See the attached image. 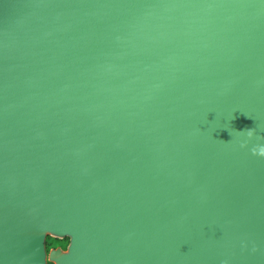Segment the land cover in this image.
<instances>
[{
	"label": "water",
	"instance_id": "water-1",
	"mask_svg": "<svg viewBox=\"0 0 264 264\" xmlns=\"http://www.w3.org/2000/svg\"><path fill=\"white\" fill-rule=\"evenodd\" d=\"M47 260L264 264V0H0V264Z\"/></svg>",
	"mask_w": 264,
	"mask_h": 264
},
{
	"label": "flooded vegetation",
	"instance_id": "flooded-vegetation-1",
	"mask_svg": "<svg viewBox=\"0 0 264 264\" xmlns=\"http://www.w3.org/2000/svg\"><path fill=\"white\" fill-rule=\"evenodd\" d=\"M55 237H58V236H55ZM61 237H63L65 240H64V242H62L61 244H60V246H62V247H65V245H66V243H67V240H68V237H67V235H63V236H61ZM47 240H48V238H47V234H46V236H45V245H46V248L48 247V246H50V245H56V244H59L57 241H55V238H54V240L52 241V243L51 242H47ZM47 262H48V260H47ZM51 263V261L48 263V264H50Z\"/></svg>",
	"mask_w": 264,
	"mask_h": 264
},
{
	"label": "trees",
	"instance_id": "trees-1",
	"mask_svg": "<svg viewBox=\"0 0 264 264\" xmlns=\"http://www.w3.org/2000/svg\"><path fill=\"white\" fill-rule=\"evenodd\" d=\"M47 238H48V240H47V242L49 243V242H51L52 243V241L54 240V238H57L58 239V237H55V236H52V235H50V234H47ZM52 240V241H51ZM50 262V260H48V263Z\"/></svg>",
	"mask_w": 264,
	"mask_h": 264
},
{
	"label": "rangeland",
	"instance_id": "rangeland-1",
	"mask_svg": "<svg viewBox=\"0 0 264 264\" xmlns=\"http://www.w3.org/2000/svg\"><path fill=\"white\" fill-rule=\"evenodd\" d=\"M64 238L63 237H58V239L57 238H55V241H57L58 243H59V245L62 243V242H64Z\"/></svg>",
	"mask_w": 264,
	"mask_h": 264
}]
</instances>
